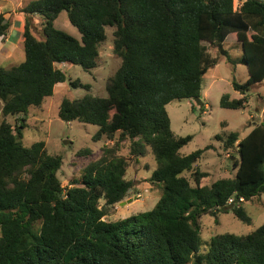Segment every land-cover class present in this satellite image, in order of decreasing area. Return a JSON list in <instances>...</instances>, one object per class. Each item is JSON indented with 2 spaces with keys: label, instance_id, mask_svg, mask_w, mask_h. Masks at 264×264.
Returning a JSON list of instances; mask_svg holds the SVG:
<instances>
[{
  "label": "trees",
  "instance_id": "trees-1",
  "mask_svg": "<svg viewBox=\"0 0 264 264\" xmlns=\"http://www.w3.org/2000/svg\"><path fill=\"white\" fill-rule=\"evenodd\" d=\"M233 2L34 0L20 10L24 60L8 69L0 64V264H264V223L245 235H212L202 246L199 228L201 215L225 211L248 224L242 203L260 196L264 205V110L244 137H225L224 150L237 153L235 173L210 184L200 183L206 173L194 168L210 147L181 154L192 137L176 135L166 111L173 100L201 96L203 77L217 64L204 43L220 54L228 37L241 47L247 79L231 85L242 97L222 95L221 108H243L244 94L264 81V0H242L236 9ZM61 12L80 39L54 27ZM33 16L42 20L39 34ZM11 25V13H0V39ZM106 27L120 59L105 82L106 97L63 98L57 113L67 123L97 126L92 140L106 142L64 187L62 158L49 155L42 141L24 147L23 124L6 118L23 122L52 96L66 81L60 65L96 68ZM125 140L133 158L153 157L146 182L159 195L147 211L107 220L135 188L125 178L128 160L118 154ZM190 171L193 185L184 175Z\"/></svg>",
  "mask_w": 264,
  "mask_h": 264
},
{
  "label": "rangeland",
  "instance_id": "rangeland-1",
  "mask_svg": "<svg viewBox=\"0 0 264 264\" xmlns=\"http://www.w3.org/2000/svg\"><path fill=\"white\" fill-rule=\"evenodd\" d=\"M9 1L11 6L20 1L24 8L34 0ZM241 2L242 0H234V7L238 8ZM21 14L25 16L23 13ZM39 18L35 17L33 20V24L37 27V34L41 29V19ZM11 22L13 28L16 29L20 19L14 20L12 17ZM53 25L74 38L80 39L77 30L69 24L65 12L58 15ZM112 32L113 28H105L106 38L99 46L96 68L86 72L77 65H60L59 67L66 75V81L54 87L52 96L45 98L40 107H31L23 122H20L19 118H6L12 126L23 124L21 144L24 147H30L32 144L42 141L49 155L62 158L58 177L64 187L68 186L71 180L78 178L84 165L100 156L106 139L102 138L96 142L92 140V135L97 131L95 125L61 121L57 115L58 106L63 98L78 99L85 94L106 97L105 82L120 65V59L113 53ZM12 37L15 41L13 35ZM230 38L228 37L222 45L225 54H220L217 47L204 43L211 56L217 57V64L209 68L203 77L202 91L199 97L202 104H195L192 99H180L173 100L166 105L171 130L178 136L192 137L190 142L180 149L181 154L187 155L195 150L203 149L205 146L210 147L203 151L194 164V168L206 173L200 182L202 184H210L217 179L234 176L233 160L237 158V153L233 150V156H229V151L224 150L223 140L231 132L237 133L239 138L244 137L254 123L260 120L261 110H264V81L257 84L256 87H251L244 94L247 103L243 108L224 109L219 106L220 98L224 94H227L229 99L242 97L233 90L232 80L242 84L247 79L246 67L242 62L241 47ZM21 61H23L22 46L18 57L16 56L7 63H1V66L10 68ZM70 81H77L82 85L87 84L90 89L87 91L80 86L71 87ZM2 120L3 116L0 112V122ZM216 135H220L222 141L215 139ZM86 150H89V153ZM118 154L128 160L129 165L125 178L132 180L135 188L123 200L125 204L113 206L110 214L105 217L107 220L147 211L153 207L159 195V190L146 182L147 176L155 167L153 157L147 154L139 159L133 158L129 154L128 140L121 143ZM191 172H186L184 175L193 185ZM242 207L250 218L248 224L239 221L231 211L201 215L199 218L201 246L212 235L222 233L245 235L264 223V205L260 196L243 202Z\"/></svg>",
  "mask_w": 264,
  "mask_h": 264
},
{
  "label": "crops",
  "instance_id": "crops-1",
  "mask_svg": "<svg viewBox=\"0 0 264 264\" xmlns=\"http://www.w3.org/2000/svg\"><path fill=\"white\" fill-rule=\"evenodd\" d=\"M22 7L23 5L22 3H20V1L16 2L14 6H11V3L9 0H0V13L9 12L12 15L11 18L13 17L14 20L18 18L20 19V23H17L16 29L13 28V23H12L10 30H9V34L4 39H0V64L4 62L7 63L11 59L15 58L16 56L18 57L19 52H21V46H22V40H23L21 33H22V26L25 21V16H23L21 14L22 12L20 11L21 9H23ZM3 8L6 10H4ZM35 17H38V16H33V20ZM12 35L14 36L15 41L12 39L13 38ZM22 50H23V46H22ZM23 60H24V52H23ZM8 64H11V63H8ZM254 86L256 87V85ZM262 112H263V109L261 110V113Z\"/></svg>",
  "mask_w": 264,
  "mask_h": 264
},
{
  "label": "water",
  "instance_id": "water-1",
  "mask_svg": "<svg viewBox=\"0 0 264 264\" xmlns=\"http://www.w3.org/2000/svg\"><path fill=\"white\" fill-rule=\"evenodd\" d=\"M194 102H195V104H198V105H201L202 104V102H201V100H200V98L199 97H195V98H193L192 99ZM235 200H234V203L236 204L237 203V199H236V197L234 198ZM120 205H123V204H125V202H120L119 203ZM228 208H231V205H229V207Z\"/></svg>",
  "mask_w": 264,
  "mask_h": 264
},
{
  "label": "built area",
  "instance_id": "built-area-1",
  "mask_svg": "<svg viewBox=\"0 0 264 264\" xmlns=\"http://www.w3.org/2000/svg\"><path fill=\"white\" fill-rule=\"evenodd\" d=\"M235 9H236V7H234ZM139 196V195H138ZM233 201H232V199H229L228 200V204H231Z\"/></svg>",
  "mask_w": 264,
  "mask_h": 264
}]
</instances>
